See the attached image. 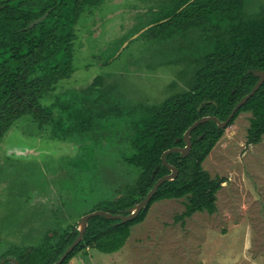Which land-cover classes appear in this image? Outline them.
Masks as SVG:
<instances>
[{"label": "trees", "instance_id": "1", "mask_svg": "<svg viewBox=\"0 0 264 264\" xmlns=\"http://www.w3.org/2000/svg\"><path fill=\"white\" fill-rule=\"evenodd\" d=\"M104 1L0 0V139L17 119L31 113L40 129L49 127L52 138L80 136L81 145L70 163L78 175L97 171L98 150L120 144L116 155L138 174L117 196L100 200L92 211L128 214L158 179L171 172L163 165V153L185 147L186 130L200 118L216 116L225 121L258 82L259 77L249 70H264V8L248 10L247 0L155 1L153 16L142 28L152 25L145 32L152 41L165 42L176 36L186 40L176 46V61L195 64L188 89L160 104H128L115 94V86H104L100 75L81 92H69L68 99L60 96L51 106L42 105V98L74 72L82 16ZM47 11L44 21L28 28ZM242 112H252L247 143H260L264 137V84L235 113L230 125ZM224 131L214 121L196 127L190 154L185 158L180 152L167 156L179 169L178 177L164 182L132 221L90 218L84 239L60 264H69L87 249L105 254L120 251L131 228L145 220L157 201L186 198L185 210L176 217L183 223L197 212L215 213L217 194L227 178L212 177L203 163ZM78 235V225L47 231L36 245L11 246L0 255V264H15L11 259L21 264H54Z\"/></svg>", "mask_w": 264, "mask_h": 264}, {"label": "rangeland", "instance_id": "2", "mask_svg": "<svg viewBox=\"0 0 264 264\" xmlns=\"http://www.w3.org/2000/svg\"><path fill=\"white\" fill-rule=\"evenodd\" d=\"M155 4L105 0L85 13L78 24L74 72L41 104L68 99L69 92H81L100 75L128 104H160L188 89L195 64L176 61V46L186 40L156 42L140 32ZM246 8H264V0H247ZM251 117L252 112L240 113L203 163L212 177L227 178L215 213L197 212L183 223L176 217L186 198L157 201L131 228L120 251L87 249L69 264H264V137L247 143ZM80 145V136L52 138L49 127L40 129L31 113L0 139V255L13 245H36L47 231L78 225L100 200L114 198L134 182L138 170L118 158L120 144L97 151V171L75 173L70 163Z\"/></svg>", "mask_w": 264, "mask_h": 264}, {"label": "water", "instance_id": "3", "mask_svg": "<svg viewBox=\"0 0 264 264\" xmlns=\"http://www.w3.org/2000/svg\"><path fill=\"white\" fill-rule=\"evenodd\" d=\"M192 1H194V0H192ZM49 13H50V11H47L44 15H42L41 17H39V18L35 19L34 21H32L29 24L28 28H33L37 24H39L40 22L44 21L48 17ZM151 26L152 25L145 27L140 32L142 33L144 31H146ZM137 36H138V34L135 35L134 37H137ZM249 73H252L255 76L259 77V80L256 83V85L253 87V89L250 91V93H248L243 99H241L237 103V105L233 109L232 113L230 114V116L225 121H221L216 116H204V117L200 118L199 120H197L196 122H194L186 130V132L184 134V141L186 143V146L185 147H173L171 149L166 150L163 153V155H162L163 165L167 166L168 169L171 172L169 174L161 177L160 179H158V181L155 183L153 188L148 192L146 197L141 202H139L135 206H132V207H130L128 209V211H129L128 214H113V213H111L109 211H105V210H96V211H93V212H90V213H87V214L83 215L81 220H80V223L78 224L79 235L74 240V242L68 247V249L61 256V258L57 262H55L54 264L62 263L64 261V259L69 255V253L72 252L75 249V247H77L80 244V242L84 239V236H85V233L87 231L90 218H92L94 216H104V217H106L108 219L120 220L121 223H126V222H129V221H132L133 219H135L147 207V205L149 204L151 199L154 197V195L158 191L159 187L164 182L176 179L178 177V175H179V169L177 167L171 165L167 161L168 154L173 153V152H180L181 156L183 158L188 156L190 154L191 150H192V131L196 127H198L200 124H202L204 122L214 121V122H216L218 124L219 128H227L230 125V121L234 117L235 113L243 105H245L250 100V98H252L255 95V93L264 84V70H262V69H250ZM13 261L15 262V264H21L19 261L15 260V259Z\"/></svg>", "mask_w": 264, "mask_h": 264}, {"label": "flooded vegetation", "instance_id": "4", "mask_svg": "<svg viewBox=\"0 0 264 264\" xmlns=\"http://www.w3.org/2000/svg\"><path fill=\"white\" fill-rule=\"evenodd\" d=\"M154 1H162V0H154ZM155 6H156V4H155ZM153 7H154V6H152L151 8H153ZM154 9L156 10L157 8H154ZM6 134H7V133H6ZM6 134H5V135H6ZM51 236H53V233H51ZM13 260H14V259H11V262H14ZM4 262H5V260H3V263H4Z\"/></svg>", "mask_w": 264, "mask_h": 264}]
</instances>
